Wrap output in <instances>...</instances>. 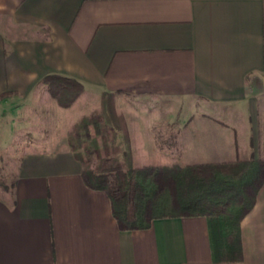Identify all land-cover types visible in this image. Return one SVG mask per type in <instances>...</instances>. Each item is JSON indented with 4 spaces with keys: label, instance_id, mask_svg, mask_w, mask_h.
Returning a JSON list of instances; mask_svg holds the SVG:
<instances>
[{
    "label": "crops",
    "instance_id": "1",
    "mask_svg": "<svg viewBox=\"0 0 264 264\" xmlns=\"http://www.w3.org/2000/svg\"><path fill=\"white\" fill-rule=\"evenodd\" d=\"M51 74L83 86L73 107L112 93L126 117L131 101L183 110L168 120L182 122L173 148L192 149L191 163L264 160V0H0V124L6 105H35ZM42 99L47 116L66 112L72 124L73 107ZM146 110L132 120L145 122ZM23 149L61 150L23 154L0 189V264H215L205 217L120 231L68 144ZM240 237L243 259L219 264H264V183Z\"/></svg>",
    "mask_w": 264,
    "mask_h": 264
},
{
    "label": "trees",
    "instance_id": "2",
    "mask_svg": "<svg viewBox=\"0 0 264 264\" xmlns=\"http://www.w3.org/2000/svg\"><path fill=\"white\" fill-rule=\"evenodd\" d=\"M41 84L61 108H69L83 93V86L72 78L47 75ZM112 93L100 98V113L81 119L86 136L93 126L103 147L96 146L98 163L93 167L71 146L81 164L85 186L107 194L111 213L120 231L150 228L162 218L205 217L215 264L239 263L243 259L240 223L253 208L257 193L264 183V160L238 157L225 163L189 164L186 166H147L132 164L130 148L108 151L107 135L118 131L126 135L124 119L113 107ZM105 149V156H101ZM120 152L121 158L118 157ZM108 155L109 157H107Z\"/></svg>",
    "mask_w": 264,
    "mask_h": 264
},
{
    "label": "rangeland",
    "instance_id": "3",
    "mask_svg": "<svg viewBox=\"0 0 264 264\" xmlns=\"http://www.w3.org/2000/svg\"><path fill=\"white\" fill-rule=\"evenodd\" d=\"M44 91L45 87L39 86L36 88L34 94L35 105H24L22 107H17L18 109L14 106L6 105L4 109L3 117L7 121H3L0 124L1 129H4V132L0 133H6V139L4 141L6 147L3 149L0 148V189L5 188V185L12 181L15 162H17L23 154L31 151L61 150L23 149L24 146L37 144L41 140L53 141L56 142L57 145L60 143L68 144L72 154L71 146H73L75 148V153H78L84 159H90V164L93 167L99 161L93 151L96 146L100 148L103 147L101 138L105 137V135L95 136L93 126L89 124L87 130L90 136H86L81 119L95 112L100 113V104L95 107L93 105H88L81 108L78 106L73 107L72 105L71 107L73 108L69 107L72 109V124L68 125V115L64 117L62 114L66 112L57 113L54 110L50 116H47V113L44 111L51 109V106H45V108L39 106L40 102L43 100L42 97H44L45 100L51 97L49 94L44 93ZM129 106V111L126 110L128 117H126L121 109L116 107L113 98V107L116 114L121 115L124 119L126 135L122 131H118L115 136L110 133L106 136L110 156L118 149L130 148L132 164L136 168L172 165L183 167L189 164L213 163H191L194 160V156L191 154L192 149L173 148L176 142L175 137L180 131L179 126L177 127L176 125L182 122L177 124L172 120H168L169 115L182 113L183 110H178L173 104L165 103H155L145 106L142 103L131 101L129 102ZM78 108L80 109L78 110ZM143 109H147L143 113H147L146 115L150 116V118H146L145 122H134L132 116H134L135 112L140 113ZM16 112H18V115ZM63 119L65 121H63ZM184 136L185 143H190L193 136L192 130H185ZM132 137L134 141H136V149H131ZM151 137L155 139L157 148H143V142L145 143L148 140L151 141ZM117 153L119 157L120 152L117 151ZM101 156H105V149H101ZM106 156L109 157L108 155ZM120 158L121 156L119 159Z\"/></svg>",
    "mask_w": 264,
    "mask_h": 264
}]
</instances>
